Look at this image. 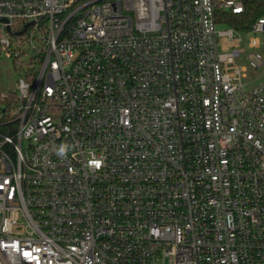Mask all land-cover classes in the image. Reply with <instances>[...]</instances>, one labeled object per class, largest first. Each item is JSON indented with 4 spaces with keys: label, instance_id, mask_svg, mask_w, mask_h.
<instances>
[{
    "label": "built area",
    "instance_id": "1",
    "mask_svg": "<svg viewBox=\"0 0 264 264\" xmlns=\"http://www.w3.org/2000/svg\"><path fill=\"white\" fill-rule=\"evenodd\" d=\"M244 12L0 0L19 73L0 94V264H264V82L236 64L264 73V16L226 23Z\"/></svg>",
    "mask_w": 264,
    "mask_h": 264
},
{
    "label": "rangeland",
    "instance_id": "2",
    "mask_svg": "<svg viewBox=\"0 0 264 264\" xmlns=\"http://www.w3.org/2000/svg\"><path fill=\"white\" fill-rule=\"evenodd\" d=\"M28 60L29 58H26V61ZM236 64L240 65L242 68L244 82H251V85L264 82L263 71L261 69L253 68L248 61L246 54L237 58ZM18 77L19 73L16 70L14 59L5 53H2L0 56V92L8 93L15 91Z\"/></svg>",
    "mask_w": 264,
    "mask_h": 264
},
{
    "label": "trees",
    "instance_id": "3",
    "mask_svg": "<svg viewBox=\"0 0 264 264\" xmlns=\"http://www.w3.org/2000/svg\"><path fill=\"white\" fill-rule=\"evenodd\" d=\"M244 2L245 12L242 14H227L226 23L237 30L249 31L253 24L264 16V0H244ZM3 105H5V102L0 99V113L3 110Z\"/></svg>",
    "mask_w": 264,
    "mask_h": 264
}]
</instances>
